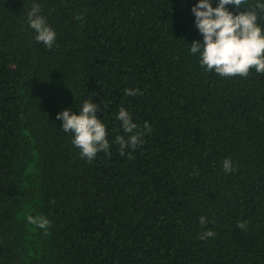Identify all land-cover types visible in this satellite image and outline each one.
Wrapping results in <instances>:
<instances>
[{"label": "trees", "instance_id": "obj_1", "mask_svg": "<svg viewBox=\"0 0 264 264\" xmlns=\"http://www.w3.org/2000/svg\"><path fill=\"white\" fill-rule=\"evenodd\" d=\"M33 3L50 50L28 26ZM197 3L0 0V264H264V73L200 66ZM85 101L110 144L91 162L56 119ZM121 107L151 128L124 156Z\"/></svg>", "mask_w": 264, "mask_h": 264}, {"label": "clouds", "instance_id": "obj_2", "mask_svg": "<svg viewBox=\"0 0 264 264\" xmlns=\"http://www.w3.org/2000/svg\"><path fill=\"white\" fill-rule=\"evenodd\" d=\"M247 0H218L217 6H212V0H199L191 11L195 16V26L203 37V43L193 41L190 52L199 54V63L205 71H214L221 77H247L250 70L264 73V31L258 26L257 9L264 12V2L249 5L247 11H239L240 6ZM236 7L238 14L234 15L226 6ZM38 3H33L27 14L28 26L36 33L37 42H42L49 50L56 40V33L52 30L45 18L40 14ZM82 19L81 16L76 17ZM128 96H135L139 90L125 89ZM107 105L105 104V107ZM99 107L90 101H85L79 114H72L64 110L57 114L56 119L62 120V130L73 134V145L80 150V155L91 162L98 153L109 154L110 144L107 139L105 125L98 117ZM116 119L121 122L122 130L127 135L117 136L115 143L120 146V155L124 156L126 150L133 151L144 143L143 136L151 131L145 122L141 131L133 122L130 113L123 107L119 109ZM223 167L226 173L234 171L230 159H225ZM28 221L45 231L50 226V221L44 217H28ZM203 226L207 223L206 217L199 218ZM241 230L247 225L245 222L238 224ZM215 235L206 231L200 239L206 240Z\"/></svg>", "mask_w": 264, "mask_h": 264}]
</instances>
